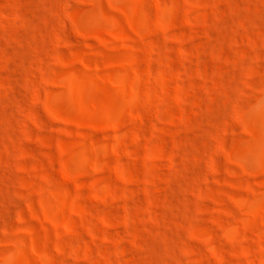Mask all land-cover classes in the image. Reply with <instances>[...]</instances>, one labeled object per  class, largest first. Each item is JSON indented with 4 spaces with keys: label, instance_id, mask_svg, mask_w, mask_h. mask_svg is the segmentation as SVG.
<instances>
[{
    "label": "rangeland",
    "instance_id": "rangeland-1",
    "mask_svg": "<svg viewBox=\"0 0 264 264\" xmlns=\"http://www.w3.org/2000/svg\"><path fill=\"white\" fill-rule=\"evenodd\" d=\"M0 264H264V0H0Z\"/></svg>",
    "mask_w": 264,
    "mask_h": 264
}]
</instances>
